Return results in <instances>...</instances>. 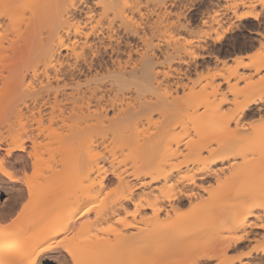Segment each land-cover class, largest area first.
Segmentation results:
<instances>
[{
    "label": "bare ground",
    "instance_id": "6f19581e",
    "mask_svg": "<svg viewBox=\"0 0 264 264\" xmlns=\"http://www.w3.org/2000/svg\"><path fill=\"white\" fill-rule=\"evenodd\" d=\"M147 1L0 0V185L16 188L0 207V264L51 255L59 264H233L224 252L251 234L264 254V232L254 233L264 230V124L245 132L242 122L264 107V90L230 109L213 89L198 102L203 131H187L192 113L176 112L183 84L172 63L185 53L220 58L173 36L163 51L151 44ZM172 2L156 0L157 11L170 15ZM236 17L264 26L252 10ZM51 146L72 161L48 166V176L16 175ZM183 168L193 174L178 176ZM238 264L264 263L248 255Z\"/></svg>",
    "mask_w": 264,
    "mask_h": 264
},
{
    "label": "rangeland",
    "instance_id": "374dc122",
    "mask_svg": "<svg viewBox=\"0 0 264 264\" xmlns=\"http://www.w3.org/2000/svg\"><path fill=\"white\" fill-rule=\"evenodd\" d=\"M238 1L240 0H173L171 4H166L167 10L171 12L168 16L157 11L158 6L156 0L147 1V9L152 8L155 10L154 13H151L147 19H145L151 23L155 29V33L150 39L151 44L160 45L163 51V47H165L166 43L171 41L169 36H173V38L177 39L179 44L188 46L194 52H203L206 45L208 47L211 46L212 50L215 51L220 58L218 62L211 58L201 60L185 53L181 54L179 62L172 63L175 74L177 73L178 76H180V81L183 84V87L178 88V95L181 98L175 108L176 112L180 114L182 108L187 107L188 112L192 113L189 117L183 115V123L190 129L187 131H192V127L195 123H198V125H196V130L204 124L202 122L203 120L201 121L200 119L201 109L198 102L203 95L213 91V89H215L214 93L217 96L227 94L228 97L231 98L232 102L227 106L230 109L233 108L235 103L243 102L264 90V58L262 59V67L259 71L254 73L251 67L254 63L258 64L262 58H260V56L264 51V26L261 23L263 27L260 26L261 28H258L251 18L244 20L236 19V16L242 12L252 10L255 14L257 13L259 22H263L264 0H242L249 6H240L233 9L232 6ZM232 10H235V13H232ZM218 18L223 19L220 25L216 23ZM249 29L253 31L258 30L260 32L261 36L258 37V41L254 42L249 38ZM9 38H12V35H9ZM133 40L131 37H127L129 45L130 43L133 45L135 42V40L134 42ZM132 47L134 48L135 45ZM156 51V53L159 52L156 56L161 58L160 54L162 51ZM133 55L134 54H132V56ZM262 95L264 96V92ZM153 120H157L156 115L153 116ZM242 122L247 125L245 132H250L252 130H250V127L262 126L264 124V107L260 109V111H256L255 109L248 111ZM181 128L182 126L179 125L175 130L181 131ZM200 131H203L202 127ZM188 133L190 137L194 136L192 132ZM199 134L196 132V136ZM201 134L203 135L204 133ZM201 134L199 136H201ZM191 138L192 140L197 139L196 137L195 139L193 137ZM185 152L186 150L183 151L184 156H186ZM39 154L41 160L37 167L29 163L24 169H18L17 172H15L16 175L28 176L30 178H33L32 176H48L50 174V166H54L55 164L58 165V163L61 162L69 163L74 157L73 153L69 152L65 154L56 150L54 146L49 148L42 147L39 150ZM116 155H118V158L122 156L119 155V152H117ZM183 155L182 157L179 156L180 161L188 159V157L183 158ZM246 167V165L243 166V168ZM192 174V170L183 168L178 176H190ZM108 182L107 188L111 189L115 186V180H110ZM15 192L16 188L14 187L3 184L0 185V207L5 208L11 205L12 201L15 199ZM52 207V204H49L46 207V211L52 209ZM187 208L188 204L183 200L179 205L178 211L183 213ZM4 224L5 222L0 223L1 226ZM106 224L107 223H103V226ZM262 232H264L262 229L254 230V233L258 235ZM253 236L254 234L250 235L249 241H242L226 249L223 256L224 259L233 264H238L239 260H244L250 255L253 259L255 257H261L264 263V254H258L255 249L263 243V240L261 239L262 241H259L260 239H258L259 242L255 240L256 243L253 240ZM257 244L258 246H256ZM203 249L205 248L203 247ZM182 252L181 255L180 253L176 254L175 259L183 258L185 255H183L184 252L186 254L189 253L188 251ZM197 252L193 253V256H196L198 254ZM109 256L108 254L102 257ZM48 264H59V262L51 255ZM206 264H216V261L212 259Z\"/></svg>",
    "mask_w": 264,
    "mask_h": 264
},
{
    "label": "snow or ice",
    "instance_id": "6c2138e0",
    "mask_svg": "<svg viewBox=\"0 0 264 264\" xmlns=\"http://www.w3.org/2000/svg\"><path fill=\"white\" fill-rule=\"evenodd\" d=\"M4 164V161L3 160H0V165H3Z\"/></svg>",
    "mask_w": 264,
    "mask_h": 264
}]
</instances>
